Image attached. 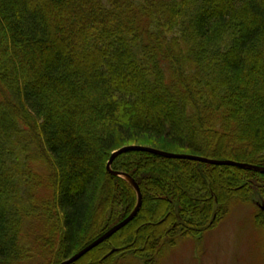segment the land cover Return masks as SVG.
<instances>
[{"label": "trees", "instance_id": "16d2710c", "mask_svg": "<svg viewBox=\"0 0 264 264\" xmlns=\"http://www.w3.org/2000/svg\"><path fill=\"white\" fill-rule=\"evenodd\" d=\"M144 139L264 168V0H0V264H60L127 218L137 195L106 165ZM110 169L141 208L73 264L151 261L264 199L234 167L129 152Z\"/></svg>", "mask_w": 264, "mask_h": 264}, {"label": "rangeland", "instance_id": "374dc122", "mask_svg": "<svg viewBox=\"0 0 264 264\" xmlns=\"http://www.w3.org/2000/svg\"><path fill=\"white\" fill-rule=\"evenodd\" d=\"M135 145L164 149L145 139ZM223 209L226 214L218 215L213 228L195 238L179 236L173 244L162 247L151 261L149 255L138 256L120 248L125 257L119 264H264V230L254 222L257 212L264 210L263 197L254 193L248 203L231 202Z\"/></svg>", "mask_w": 264, "mask_h": 264}, {"label": "water", "instance_id": "95a60500", "mask_svg": "<svg viewBox=\"0 0 264 264\" xmlns=\"http://www.w3.org/2000/svg\"><path fill=\"white\" fill-rule=\"evenodd\" d=\"M129 152H143V153H149L153 154L155 156H159L165 159H172V160H187L192 162H198L203 163L211 166H225V167H234L241 170H248L253 171L259 174L264 175V168L246 164V163H238L230 160H212L203 158L200 156H194V155H187V154H174L169 153L157 149H153L150 147H144V146H138V145H132V146H125L115 152H113L109 158V161L107 162L106 169L107 172H109L111 175L115 177H120L125 179L127 182L130 183V185L133 187L136 195H137V204L133 212L124 220L119 222L118 224L114 225L113 227L109 228L104 234H102L100 237H98L96 240H94L92 243L87 245L85 248L68 258L67 260H64L60 264H73L77 262L80 258H82L84 255H86L88 252L96 248L98 245H100L102 242L113 236L115 233H117L119 230H121L123 227H125L127 224H129L138 214L141 205H142V195L140 193V190L137 186V184L127 175L119 173V172H113L110 167L114 159L122 154H126Z\"/></svg>", "mask_w": 264, "mask_h": 264}]
</instances>
